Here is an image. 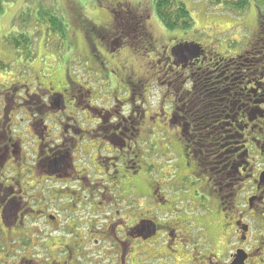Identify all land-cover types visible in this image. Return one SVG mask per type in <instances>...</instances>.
<instances>
[{
	"label": "flooded vegetation",
	"instance_id": "obj_1",
	"mask_svg": "<svg viewBox=\"0 0 264 264\" xmlns=\"http://www.w3.org/2000/svg\"><path fill=\"white\" fill-rule=\"evenodd\" d=\"M259 28L262 31L261 23ZM260 33L223 45L204 47L191 42L199 47L197 51L187 41L169 45L164 58L175 71L174 78L167 81L159 112H154L163 125L154 134L173 133V143L166 151H158L152 136L150 164L147 156L142 157L147 168L134 160L142 140L136 114L134 125L128 121V127L122 125L127 120L119 119L120 113L108 121L112 108L104 110L106 119L86 122L89 127L61 128L64 116L68 117L60 108H66L64 95L55 94L53 87L48 90L43 85L34 91L24 85L27 89L17 95L25 104L15 108L24 109L26 118L16 122L9 96L18 97L14 94L18 89L10 93L0 88L2 263L232 264L242 250L247 255L244 264H264V257L256 259L261 253L255 254L264 248L254 247L256 243L264 246V32ZM182 44H187L185 49ZM184 77L182 86L175 89ZM43 111L50 113L54 126L52 131L44 126V136L37 133L46 120ZM30 140L34 142L28 143L31 159L23 145ZM173 146H179L181 153L174 152ZM157 152L167 156L166 163H155ZM20 153L24 165L13 160ZM84 155L90 157L96 175L105 176L99 179L101 189L84 190L80 184L78 196L77 191L66 189L65 197L58 188L40 189L50 182L78 181L75 164ZM98 158L112 162L106 172H98ZM173 159L176 163L168 172L167 163ZM150 165L158 170L156 177L148 170ZM85 173L88 184L84 187L91 186L89 172ZM148 181L149 190L141 184ZM45 197L53 198L58 215L49 213ZM217 214L232 234L227 252H214L211 233L206 234ZM231 246L236 247L234 253ZM37 248L46 252L44 259L29 255Z\"/></svg>",
	"mask_w": 264,
	"mask_h": 264
},
{
	"label": "rangeland",
	"instance_id": "obj_2",
	"mask_svg": "<svg viewBox=\"0 0 264 264\" xmlns=\"http://www.w3.org/2000/svg\"><path fill=\"white\" fill-rule=\"evenodd\" d=\"M179 1L187 6L194 19L195 26L190 31L165 29L157 18L154 0H14L7 3L0 16V88L4 90L8 88L10 93L18 89V92L14 93L18 97L9 96L14 110L11 111V114L14 115L15 121L18 122L26 118L24 109L15 108L18 104H25L20 100V95H17L19 91L22 95V91L27 89L24 85L32 86L34 91H40L43 85L48 90L53 87L57 92L55 94L64 95L66 108L63 105L60 108L62 111L65 110V115L68 117L64 116L65 123L61 122V128L76 127L75 125L89 127L86 122H94L100 120L101 117L106 119L107 114L104 110L112 108H114V112L108 121H112L114 116L120 113L121 116L118 118L127 120V123L123 121L122 125L128 127L131 126L128 121L133 123V116L136 114V123H141L142 134L140 133V136L142 140L139 147L141 150H136V154H133L135 155L134 160L141 168H147L146 163L150 164L151 158L154 156L148 149L150 147L148 141L152 136V141L156 142L158 151H166L167 147L172 146L170 141L173 143V133L169 135L165 132L161 133V131L154 134L155 130L160 129L158 126L163 127L162 117H158L154 112L157 110L159 112L160 96L166 91L167 81L174 78L172 73L175 71L168 67V58H164L169 45L187 41L190 49L194 47L196 48L194 50L197 51L199 47L191 42L201 43L204 47L214 44L223 45L235 40L240 42L245 38L249 40L253 35L260 36V34L263 35L260 32H264V24L260 31L259 10L253 3L245 14L236 16L224 12L222 5H211L208 0ZM41 7L48 10L58 8L61 12L64 22L69 28L66 41L57 34L49 33L48 26L36 20L35 13ZM28 11L30 12L27 18L28 23L25 24L21 22V17L25 18L24 14ZM126 25L130 26L128 28L129 35L122 32V28L127 27ZM22 33L27 34L32 41L31 54L23 48L16 51L6 41L8 37H15ZM142 35L144 40L141 39ZM182 45L184 48L187 44ZM261 47H263L262 44ZM185 77L178 80L180 82L175 89L182 86ZM127 81L130 82L127 83ZM160 83H164V85H160ZM129 92L130 95H128ZM43 94L46 95L45 92ZM130 98L133 99L129 100ZM13 101H15V105ZM28 101H31L32 104L36 103L35 98H30ZM29 104L27 106H30ZM92 105L97 108H91ZM168 107L170 105H167ZM98 109H102L103 112H98L100 111ZM59 110L55 109L54 112ZM143 112H145V117H143ZM42 117L46 120L37 129V133L44 136V126H47L51 131L54 126L53 121L48 119L51 117L48 111H43ZM116 123L113 122V124ZM20 125L23 126L22 123ZM48 134L53 135L50 132ZM15 135L16 133L13 134V136ZM54 135H57V131ZM28 143L32 145L34 142L30 140L23 144L26 145L27 157L31 159L32 151ZM173 147L174 152L181 153L179 146ZM157 154L158 157L153 159L155 163H166L167 156L158 152ZM144 156H147L146 163L142 161ZM172 157H174L173 154ZM127 158L126 161H129V157ZM13 160L17 161V164L24 165V154L20 153V156L17 155V160L14 158ZM175 160L177 161L176 156ZM175 160L168 161V172H170L171 165H175ZM130 161L132 162L131 159ZM130 161L129 163H131ZM90 162V157L84 155L75 164L76 168L79 167L74 175L80 177L78 181L72 180L60 184L50 182L40 189L58 188L57 191L63 197L68 194L66 189L77 191L76 195L78 196L80 184L84 190L94 186L96 190L101 189L99 179L106 178L102 175L97 176ZM95 164L98 172L101 173L106 172L112 162L98 158ZM126 167H133V165L126 164ZM148 170H152L151 173L154 177L157 176L156 167L150 165ZM21 171L23 173V169ZM86 171L89 172L87 176L91 180V186L84 187L88 184L85 181ZM142 174L145 173L142 171ZM146 174L148 175V173ZM141 184L144 189H150L149 181ZM187 185L193 186L191 181H188ZM44 202L51 207L49 213L59 214L54 208L56 206L52 197H45ZM61 202L63 205L65 200L62 199ZM195 215L198 216V213ZM212 216L214 217V215ZM214 223L206 232L209 235L211 233L214 242L211 247L214 252H227V248L233 243L232 239L230 240L232 234L224 229V218L219 214L215 216ZM32 224L30 223V226ZM41 226H47V224ZM43 232L44 230L41 231V233ZM0 243L2 242L0 241ZM254 247L255 249L264 248L263 245L257 243ZM235 248V246H231L230 252L234 253ZM34 253L39 255V259L46 257V252L41 248L33 249L29 255ZM237 253L238 251L236 255ZM257 253L261 254L256 259L264 257V250L255 252V254ZM4 258L3 246L0 244V264H3Z\"/></svg>",
	"mask_w": 264,
	"mask_h": 264
},
{
	"label": "trees",
	"instance_id": "obj_3",
	"mask_svg": "<svg viewBox=\"0 0 264 264\" xmlns=\"http://www.w3.org/2000/svg\"><path fill=\"white\" fill-rule=\"evenodd\" d=\"M14 0H0V16L4 12V7L7 3L13 2ZM211 5L223 6L224 12L228 14H233L236 16H242L245 14L251 7L252 3L256 5L259 10V22L264 24V0H208ZM155 11L158 20L164 26L165 29L169 31H190L194 28L195 22L191 15V12L187 6L180 2L179 0H154ZM54 8V7H52ZM30 9V8H29ZM33 11V10H32ZM30 12L24 14V17H21V22L28 23V16ZM36 20H39L40 23L48 26L47 31L49 33L57 34L61 39L67 40L69 28L64 22L61 12L58 8L48 10L46 8H40L35 13ZM130 26L122 28V32L129 34ZM135 26L133 27L134 30ZM137 30V28H136ZM46 32V31H45ZM139 32V31H137ZM123 33V34H124ZM47 32L45 33V35ZM140 39V38H139ZM141 39H145L144 36H141ZM142 40V41H143ZM147 40V39H146ZM7 43L12 46L13 49L19 51L23 48L25 51L28 50L31 54L32 41L28 38L27 34H18L15 37H8L6 39ZM149 41V39H148Z\"/></svg>",
	"mask_w": 264,
	"mask_h": 264
},
{
	"label": "water",
	"instance_id": "obj_4",
	"mask_svg": "<svg viewBox=\"0 0 264 264\" xmlns=\"http://www.w3.org/2000/svg\"><path fill=\"white\" fill-rule=\"evenodd\" d=\"M181 47H183V46H181ZM183 51H184V49H183ZM180 52H181V50H180ZM246 259H247L246 253L244 251L240 250V251H238L237 255H235V258H234V261L232 264H244Z\"/></svg>",
	"mask_w": 264,
	"mask_h": 264
}]
</instances>
